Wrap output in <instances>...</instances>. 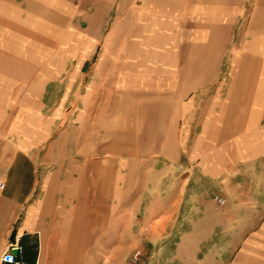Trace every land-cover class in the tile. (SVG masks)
<instances>
[{"label":"crops","instance_id":"crops-1","mask_svg":"<svg viewBox=\"0 0 264 264\" xmlns=\"http://www.w3.org/2000/svg\"><path fill=\"white\" fill-rule=\"evenodd\" d=\"M149 1L157 12L159 0ZM162 1L170 2L171 20L124 24L122 31L145 44L128 41L120 55H110V42L101 45L99 37L66 45L31 38L34 31L78 30L77 8L63 14L56 4L48 10L45 0H0V47L39 50L32 60L13 58L32 62V70L0 72V96L20 97L10 111L0 110V203L7 214L0 254L16 235L44 229L53 216L48 244L33 259L44 264L51 242L73 238V231H60L63 224L80 215L92 225H115L114 239L155 241L161 264H264V103L249 107V121L234 125L229 141L219 137L220 126L205 135L216 116L200 117L192 141L198 157L184 169L180 163L194 147L189 111L172 92L170 67L180 50L160 55L148 45L164 39L154 32L158 24L172 31L191 25L205 2H220L182 0L178 13L174 0ZM166 150L164 161L154 156ZM87 238L104 247L111 236L101 230Z\"/></svg>","mask_w":264,"mask_h":264},{"label":"rangeland","instance_id":"rangeland-1","mask_svg":"<svg viewBox=\"0 0 264 264\" xmlns=\"http://www.w3.org/2000/svg\"><path fill=\"white\" fill-rule=\"evenodd\" d=\"M45 1L48 10L54 11L51 4H56L61 7L63 14L77 8L78 30L67 28L66 31L61 32L34 31L30 32L32 39L41 42L50 39L62 40L63 45H66L75 40H85L89 36L94 39L99 37L101 45L106 41L110 42V55H120L124 44L128 41L140 40L141 45L145 44L141 42L143 38L141 35L122 31L124 24H132L136 19L142 24H149L150 18L156 16L159 21L171 20L170 14L165 12L166 4L170 2L162 0L157 1L159 7L155 13L150 12L149 0ZM183 2L173 1L178 13L184 11ZM219 2L216 4L203 2L201 18L191 25H178L172 31L157 23L154 32L164 39L148 45L149 49L160 55L161 53L166 55L172 50H180L178 63L170 67L173 77L172 92L176 100L182 101L189 111L191 128L188 145L194 147L191 159L189 161L184 159L180 163L184 169L191 166L198 157L199 145L192 144V141L200 134V125L197 124L200 117L216 116L217 123L211 121L205 135L207 132L215 134L214 131L218 130L217 126H220L219 137L223 141H229L233 139V126L236 124L240 126L243 122L246 125L249 121V107L252 104L264 103V0H219ZM137 9H142V12H138L142 16L132 14ZM102 11L107 12V15L99 14ZM176 11L173 13L175 14ZM224 12L227 14L226 19H217L219 13L225 16ZM100 19H104L101 30H99ZM252 22L253 26H251ZM171 32H174V37L177 34L175 39H165L164 33L169 36ZM38 51L36 47H0V72L18 74L32 70L36 67L32 62L20 64L13 58L22 56L26 60H32L35 59L33 56L38 55ZM99 52V48L96 49L94 57ZM19 98L0 96V110L10 111V104L17 103ZM233 113H236V118L233 117ZM259 120L264 126V118ZM167 152L169 150L156 153L154 156L164 161L163 155ZM178 171L182 173L181 167ZM83 211L78 210L80 213ZM6 216V205L0 203V229ZM23 218L20 215V218L12 224L14 235L19 234L18 226ZM51 219L53 216L46 217L45 230L39 229L20 236V240L26 246L31 248L36 246V254L48 244ZM75 219L77 223H65L60 229L65 233L73 231L72 240L61 239L57 240L56 244L51 242L47 250L48 261L44 264H161V257L155 253V241L143 239L134 243L132 240L114 239L112 236L115 225L107 224L101 228L100 225L87 223L84 216L79 215ZM134 229H138V225H134L133 231ZM101 230L109 231L111 236L107 241L109 244L104 247L99 244V240L87 238L90 232ZM136 253H138L137 257H135ZM40 263L42 264L41 260Z\"/></svg>","mask_w":264,"mask_h":264},{"label":"built area","instance_id":"built-area-1","mask_svg":"<svg viewBox=\"0 0 264 264\" xmlns=\"http://www.w3.org/2000/svg\"><path fill=\"white\" fill-rule=\"evenodd\" d=\"M2 187L3 183L0 181V189ZM215 200L218 205L224 204V199L222 197H215ZM137 254L138 253H136L135 257H137ZM0 264H39V262L37 260L31 262L26 258L25 246L20 240V235H16L0 254Z\"/></svg>","mask_w":264,"mask_h":264},{"label":"trees","instance_id":"trees-1","mask_svg":"<svg viewBox=\"0 0 264 264\" xmlns=\"http://www.w3.org/2000/svg\"><path fill=\"white\" fill-rule=\"evenodd\" d=\"M24 246H25V256H26V258L29 261L33 262V259H35V257H36V249L35 248H31V246H26L25 244H24ZM34 247H36V246H34Z\"/></svg>","mask_w":264,"mask_h":264}]
</instances>
